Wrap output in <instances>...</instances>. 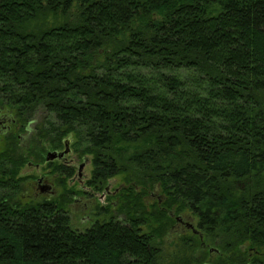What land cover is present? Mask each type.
Returning <instances> with one entry per match:
<instances>
[{
	"label": "trees",
	"instance_id": "1",
	"mask_svg": "<svg viewBox=\"0 0 264 264\" xmlns=\"http://www.w3.org/2000/svg\"><path fill=\"white\" fill-rule=\"evenodd\" d=\"M0 109L17 128L0 152V264H175L161 243L187 211L199 234L176 264L211 245L214 264H264V0H0ZM65 139L95 193L126 185L119 215L101 206L82 231L83 191L21 197L22 170Z\"/></svg>",
	"mask_w": 264,
	"mask_h": 264
},
{
	"label": "rangeland",
	"instance_id": "2",
	"mask_svg": "<svg viewBox=\"0 0 264 264\" xmlns=\"http://www.w3.org/2000/svg\"><path fill=\"white\" fill-rule=\"evenodd\" d=\"M6 113V111H4ZM9 116H11L10 112H7ZM43 115L38 114L36 117V120L30 125L31 128H33L37 122L41 121ZM32 133L29 134H21V136L24 138L23 144H27L29 137ZM3 140L0 138V152L3 146ZM74 158V157H73ZM76 163V171L79 169V167L84 163V169L82 172V176L78 177L75 176L74 180L67 182V187L72 188L74 187L77 190H84L87 192L86 195H79L77 198H74V201L70 205V212L72 217V225L73 228L78 229L80 231L85 230L86 228L90 227L91 221L89 220H95L97 218L104 219L105 218V212L100 211L101 206L107 207L108 204H112L114 207L111 209V215H119L118 214V199H116L117 193L126 185L123 183L122 177H116L108 181V185L106 187V190L109 191V196L106 198L104 195L105 193H95L89 189H86V182L91 178V172H92V164L90 158H84L81 157L78 159ZM23 174H26L30 177H37L41 176L45 173V167L44 165L40 166V170H26L24 168ZM22 174V172H21ZM32 179V178H30ZM50 181L52 180V177H49ZM55 184H57V181H54ZM55 188L57 189L58 193H61V188L59 185H55ZM33 196V192L30 189V185H26L24 190L21 193V197L24 201H27L29 197ZM162 199V195L160 191H154L151 192V195H148L146 197L147 204L153 205L157 199ZM75 199L80 200L79 202H75ZM188 224L191 225V229H188L187 227L183 225H179L177 222L172 226L169 233L163 238L161 247H162V256L165 261H169L172 263H178V261H181L183 257L189 256V251L186 249L185 244L183 243V238H191L192 232L195 234H199L198 230V222L197 219L191 214V212H184L182 215H180ZM120 220L123 219L122 216L119 217ZM216 246H206V253L212 252L213 255L211 258L205 259L203 263L201 264H214V261L217 260V256H215L214 249ZM219 253V252H218Z\"/></svg>",
	"mask_w": 264,
	"mask_h": 264
},
{
	"label": "flooded vegetation",
	"instance_id": "3",
	"mask_svg": "<svg viewBox=\"0 0 264 264\" xmlns=\"http://www.w3.org/2000/svg\"><path fill=\"white\" fill-rule=\"evenodd\" d=\"M15 126H16L15 120L11 116H9L7 112L5 113L2 109H0V138L4 139V137L10 135L14 130L17 129V128H14ZM20 139H21V143L23 144L24 138L20 136ZM66 144H68L69 146L66 147ZM71 147H72V140L65 139L63 142V148L57 151H52V152H57L60 154V153H64L65 151L69 150L67 154H64L62 157H57L53 160H47V155H48L47 154L45 156L44 163H40V162L37 163L35 159H32L25 167L26 170L30 171L33 169V170L39 171L40 166L44 165L46 171L41 176H37L35 178L30 177V176H27L26 174H23V170L25 169L22 170V174H20L19 177L28 178L26 179L23 185L25 186L30 185V189L33 192V196L29 197L27 201H40L44 199L51 200L57 197H61L65 193V189H66L65 187L67 185V182L74 180L75 176H78V177L82 176V172L84 169V163L76 171L75 162L78 161V159H80L81 157L78 154H76L72 150ZM55 169H58V171H56ZM68 170L69 171L72 170L75 172V175L70 179H68L66 177L67 174H65V172ZM49 177H52L53 181H50ZM55 180L57 181V184L54 183ZM55 185H59V187L61 188V193H58L57 189L55 188ZM86 189L93 191L88 186H86ZM81 191H83L84 193L81 195L87 194L86 191L84 190H81ZM108 194H109V191L107 189L104 196L107 198L109 196ZM159 200H160L159 204H162L163 200L161 198ZM79 201L80 200L75 199V202H79ZM89 221L93 222L94 220L92 219ZM177 223L179 225H183L187 227L188 229H191V225L188 224L182 217H180ZM210 253H211L210 255H213L212 252Z\"/></svg>",
	"mask_w": 264,
	"mask_h": 264
},
{
	"label": "water",
	"instance_id": "4",
	"mask_svg": "<svg viewBox=\"0 0 264 264\" xmlns=\"http://www.w3.org/2000/svg\"><path fill=\"white\" fill-rule=\"evenodd\" d=\"M69 145L68 144H66V147H68ZM68 150V149H67ZM69 151V150H68ZM68 151H65L64 153H57V152H50V153H48V155H47V160H53V159H55V158H57V157H62L64 154H67L68 153ZM179 219H180V217H178L177 218V221H179Z\"/></svg>",
	"mask_w": 264,
	"mask_h": 264
}]
</instances>
